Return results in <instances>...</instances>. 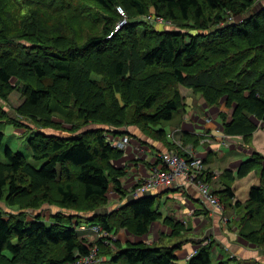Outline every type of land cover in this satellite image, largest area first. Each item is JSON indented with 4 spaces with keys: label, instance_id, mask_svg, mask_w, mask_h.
I'll return each instance as SVG.
<instances>
[{
    "label": "trees",
    "instance_id": "obj_1",
    "mask_svg": "<svg viewBox=\"0 0 264 264\" xmlns=\"http://www.w3.org/2000/svg\"><path fill=\"white\" fill-rule=\"evenodd\" d=\"M70 1L74 0H0V101L14 90L21 96L12 117L0 102V123L30 132L27 146L41 163L34 166L9 147L3 151L0 202L9 210L0 206V264L71 262L89 252L87 239L76 234L84 224L98 225L113 235L125 229L142 236L160 220L172 236L180 235L183 223L162 217L157 195L127 197L121 184L125 171L113 164L124 150L113 147L106 137L108 132L121 136L127 133L122 128L135 126L146 137L178 151L159 126L183 107L180 86L198 94L207 106L223 100L231 109L229 118L218 114L226 136H240L248 144L264 123V7L238 22L229 21L251 10L255 0H76V7ZM117 6L127 22L106 38L119 18ZM66 9L79 12V18L95 10L100 18H89L98 25L97 32L80 39L78 17L72 19L75 27L69 17L63 22ZM151 13L170 22L171 28L156 29L138 19ZM6 19L23 23L14 37ZM62 23L72 27L66 29ZM34 27L40 35H35ZM58 112L72 133L88 123L102 127L74 135L53 133L48 130H63L53 121ZM190 137L180 135L184 144ZM3 138L0 131V147ZM250 172L258 173V184L250 186L244 202H236L243 208L237 230L246 221L253 227L240 235L264 248V156L255 150L240 162L235 175L242 178ZM232 174L224 169L223 188L211 191L224 205H231L234 198L227 182H232ZM211 177L207 169L200 178L208 183ZM110 191L126 198L117 210L89 216L71 213L104 208ZM44 203L68 213L58 212L49 222L41 215L26 219L27 210ZM109 240L105 244L100 238L97 245L111 264H181L175 254L180 242L168 246ZM212 247L213 241L202 244L182 264H225L213 262Z\"/></svg>",
    "mask_w": 264,
    "mask_h": 264
},
{
    "label": "crops",
    "instance_id": "obj_2",
    "mask_svg": "<svg viewBox=\"0 0 264 264\" xmlns=\"http://www.w3.org/2000/svg\"><path fill=\"white\" fill-rule=\"evenodd\" d=\"M156 24L157 26H163L162 24ZM179 90L183 97V107L173 114V117L169 120L170 122L167 121L169 122V130H166L165 123H162L159 128H163L166 134L175 130V136L179 139L181 133L191 135L185 144L180 139L181 143L178 151L180 150L181 154H184L186 150H191L206 161L204 165L205 170L208 169L213 174L210 182H208L211 191L223 188V181L226 179L222 176V172L224 169L230 170L233 173V180L232 182H227L234 193L232 204L236 201L242 203L237 196V187L239 189L244 185L242 186L239 182L244 179L246 180L248 176L251 178L247 179L249 181L246 182L251 184L253 181L258 182V173L250 172L242 178H237L235 172L240 162L248 159L255 148L243 143V139L240 136H226L223 134L221 121L218 118V107L207 106L201 97L192 95V92L188 88L181 86ZM186 97L193 98L191 101L195 103V109L186 107ZM230 113L231 109H228V118L230 117ZM133 128L131 130L134 133H132L130 143L124 148L123 156L113 162L114 166L123 168L125 171V175L121 178V184L127 193V197L131 194L133 185L147 177L151 172L155 154L169 149L168 144L165 142L146 137ZM167 139L169 142L172 141L168 136ZM255 145L258 149L264 151V141H261L260 144L255 143ZM225 146L229 147V150L234 151L225 156L223 152L225 149H221ZM150 192L157 195L156 201L162 217L173 214L175 219L182 221L186 230L190 229L188 232L195 235L201 234L202 231L203 235L210 237L209 241H213L211 256L212 260L213 258L215 259V262L223 261L225 255H238L237 258L242 259L239 256H244L247 252L259 253V248L249 249V247H245L246 245L238 239L237 227L232 224V221L237 223L240 221V214L243 213L241 205L237 206L234 204L231 206L229 216H227L226 209H224L223 214L225 213L224 215L228 218L229 223H222L219 220L221 214L201 197L193 185L185 181L183 182L179 179L172 187H158ZM107 195L113 199H120L118 194L113 191ZM123 200L126 201V198H122ZM106 207L107 205L104 208ZM121 230H124L128 234L121 240V244H124L128 240L130 242L142 241L147 244L159 243L166 245L164 241L167 240L168 236H171L170 228L160 220L153 221L149 226L148 232L142 236H135L125 229ZM121 230H119V233ZM203 235L202 237L191 236L188 240L177 241L181 243V248L175 251L178 263H185L189 257L188 255L194 253L204 243V241L201 242V239L204 237ZM115 238L118 240V236H115ZM229 263L232 264L231 262Z\"/></svg>",
    "mask_w": 264,
    "mask_h": 264
},
{
    "label": "rangeland",
    "instance_id": "obj_3",
    "mask_svg": "<svg viewBox=\"0 0 264 264\" xmlns=\"http://www.w3.org/2000/svg\"><path fill=\"white\" fill-rule=\"evenodd\" d=\"M76 1V0H74ZM74 1H70V3H72L74 5V7H76V3ZM260 7H264V0H255V3L252 7L251 10L247 11L243 16H236V17H230L229 18V21L230 22H238L240 21L244 16L248 15V14H251L252 12L256 11L258 8ZM12 11L13 12H17V9L16 7L14 6V4H12ZM63 11V10H62ZM68 9L64 10L63 14H62V18L63 19V22L65 20H68L67 17H69V21L72 22V25L75 27V22L72 21V19H74L75 21H78L75 17H78L77 14L79 12H74V11H70L71 12V16L68 14ZM72 12H74L72 14ZM152 15V13L150 14ZM89 16H97L98 18H100V15L95 11V10H91L88 12V14L85 16V17H82V18H79V26L77 28V35L80 37V39H83L84 37H86L87 35H92V34H95L97 32V29H98V25L95 23V20L94 19H90ZM96 17V18H97ZM50 19V17L46 18V20L48 21ZM138 19H140L138 17ZM7 23L9 24V32H10V35H12L14 37V32L15 30L18 31L23 23L18 19H16L15 21L14 20H7ZM64 24V26L66 27V29L72 27V25L70 23H62ZM61 24V25H62ZM153 26L157 29H170V24L167 25L166 27H163V26H157V24L155 22L152 23ZM62 28V26H61ZM173 28V26H172ZM34 31H35V35H40L38 32H37V27H34ZM70 31V30H69ZM19 39H23V38H19ZM18 41V40H17ZM20 43H25L26 45H30L29 42L26 43L24 40H19ZM32 48L31 50H35L34 47H30ZM181 87V86H180ZM179 87V89H180ZM192 95H195V96H198L200 97L198 94H194L192 93ZM193 98L192 97H186L185 98V103H186V107L187 108H191V109H195V103H192V100ZM21 101V96H20V93L18 90H14L12 91L9 95H8V99L6 101H0L3 105H5V109L6 111L8 112V114L12 117L14 115V108L20 103ZM220 102H222V104L219 103V105L215 106V107H218V111L219 112H222L224 113L225 115L228 116V109H226L224 107V104H223V100H221ZM218 112V114H219ZM218 118H219V115H218ZM220 119V118H219ZM53 121H55L56 123H61V126L63 128V130H59L58 132H55V131H52V130H48V131H51L53 133H56V134H65V135H74V134H77V133H80L81 131H85V130H89V129H92V128H96V127H102V125H98V124H86V125H83L81 126L79 129H77L76 131H74V133L70 132V129H71V125L64 122V120L62 119V115L61 113H56L54 118H53ZM170 122V121H169ZM169 122L167 121H164L163 124L165 125V128L166 130H169ZM13 126H17V124H12V123H8L7 121L5 123H0V131L3 132L4 134V138H3V141H2V145L0 147V160H4V154H3V151L6 147H9L11 150L13 151H19L22 156L25 158V160L27 162H30L31 164H33L34 166H40L41 163L34 160L31 156V153H30V150L27 146V138L30 134V132H27V130L25 132L24 131V128H13ZM134 127L135 129H137L135 126H128L126 128H122L125 132L127 133H124L123 135L121 136H127V138L129 139V142L128 144L130 143V140L132 138V133H134L131 128ZM133 128V129H134ZM138 130V129H137ZM44 132L46 131V129L43 130ZM139 131V130H138ZM47 132V131H46ZM121 136H114L112 135L110 132H108L106 134V137H107V141L109 139H117L118 137H121ZM139 137V136H138ZM135 138V137H133ZM180 140V139H179ZM261 141H264V126L260 125L259 128H257V130L251 135L250 139H249V142H248V146H253L255 148V151L260 153L261 155L264 156V151L263 150H260L256 147L255 143L256 144H260ZM255 142V143H254ZM127 144V145H128ZM124 146V148L127 147ZM137 147V146H136ZM221 149H225L223 152H224V155H228L230 152L234 151V150H229V147L225 146V147H222ZM216 160H218L217 158H214ZM213 176V174H212ZM251 177L248 176L246 177V180H241L239 183L242 184L243 187H240L238 189L237 187V196L238 198L244 202V200L242 199H245L247 197V194H248V189L250 188L251 185L254 184H258L257 181H253L252 184L249 183V182H246V181H249L247 179H250ZM111 192V191H110ZM108 192V193H110ZM120 198V197H119ZM108 199H109V202L107 204V207L106 208H101V209H97L95 212H91V213H78L76 211H72L71 213L73 214H76V215H84V216H89V215H92L93 213H96V212H101L103 211V213H107L109 211H112V210H117L119 207H121L126 201H122V198L118 199V198H112L111 196L108 195ZM220 202V201H219ZM237 202V201H236ZM236 202H234V204L236 205ZM240 202V201H239ZM112 204H116V205H112ZM221 204V209L220 210H216L218 211V213L221 214L220 216V221L222 223H229L228 221V218L223 214V211L224 209H226V214L227 216L230 215V209H231V206L234 205L232 204V201H231V205H224L220 202ZM224 205V206H223ZM0 206H2L4 208V210H9L2 202H0ZM104 209V210H103ZM241 210L243 212V208L241 207ZM203 211H205L203 209ZM58 212H64V213H68V211L66 209H61V207H59L58 205H55V204H43L41 205L37 210H27L26 211V219H29V217L33 216V215H41L42 218H44L47 222H49V220H52L51 218H53L52 216ZM171 214V213H170ZM174 215L171 214V217L175 220V221H180L178 219H175L173 217ZM240 216H243V213L240 214ZM30 217V218H31ZM74 223H76V220L73 219L72 220ZM182 222V221H180ZM232 224H234L236 227L239 226V223L237 222H233L232 221ZM241 224H244L243 226V230L241 229H238L237 231V235L239 236L238 239L244 243V245H246L245 247H249V249H253V248H256L253 244L251 243H248L241 235L240 233L241 232H244L246 230H251V228L253 227L252 225L250 226L248 223H246V221H243L241 222ZM76 225V224H74ZM184 225V224H183ZM75 227V226H74ZM83 227V229H82ZM89 225L87 224H84L82 226L79 227L78 231L76 232L77 236L79 239H88L89 238V235H91V231L89 229ZM121 230V229H119ZM119 230L117 231V235L115 234L114 236H118V241L121 243V240L124 239L125 236H127L128 234L124 231V230H121V232L119 233ZM190 231V229L186 230L184 229L180 235L178 236H168L167 237V240L164 241L166 245L170 246L172 245L173 243L179 241V240H188L189 237L191 236H195V237H202L203 233L201 231V234H195L193 235L192 233L188 232ZM204 237L202 239H204L205 237L207 238V241L210 242V237H207L205 235H203ZM148 239V238H147ZM201 239V240H202ZM151 240V239H149ZM128 241V240H127ZM126 241V242H127ZM205 242L203 244H206L208 242ZM197 243V242H195ZM251 245V246H249ZM112 249V248H111ZM259 253H254V252H247L246 255L244 256H239L241 257L242 259H239L237 258V256H230V255H225V257L223 258V261H225V264L231 262L232 264H262L264 263V248H259ZM212 250V249H211ZM102 256V261L100 264H111L110 261L108 260L107 261V257L104 256L103 254L101 255ZM213 262H215V259L213 258ZM230 264V263H229Z\"/></svg>",
    "mask_w": 264,
    "mask_h": 264
},
{
    "label": "built area",
    "instance_id": "obj_4",
    "mask_svg": "<svg viewBox=\"0 0 264 264\" xmlns=\"http://www.w3.org/2000/svg\"><path fill=\"white\" fill-rule=\"evenodd\" d=\"M116 11L119 15L113 30L106 36L110 38L114 32H116L122 25L127 22V15L121 6L116 7ZM140 19L148 21L150 23H158L162 25H169L170 22L162 19L161 17L154 15H143ZM262 126L264 123L261 122ZM167 136L172 140L171 142L176 147H180V140L175 136V130L170 131ZM108 142L119 149H124L129 142L127 136H121L117 139H109ZM157 159V163L153 165L149 175L141 180V182L131 190L130 196L132 198L141 196L148 193L158 187H171L177 181H185L193 185L201 197L206 200L209 205L214 209L220 210L221 204L216 195H214L209 187V184L203 181L200 177L205 171L203 158L197 153L186 150L184 154H179L175 149H168L162 152H158L154 158ZM83 229V227H82ZM91 235L87 239V245L90 246L89 252L85 255L77 257L75 260L66 264H100L102 256L99 254V248L97 241L102 238V242L109 244L110 240L114 239L112 234L105 232L98 225H92L89 227Z\"/></svg>",
    "mask_w": 264,
    "mask_h": 264
}]
</instances>
